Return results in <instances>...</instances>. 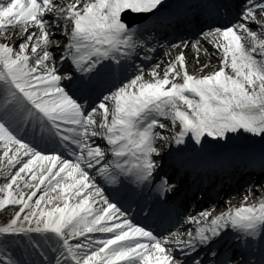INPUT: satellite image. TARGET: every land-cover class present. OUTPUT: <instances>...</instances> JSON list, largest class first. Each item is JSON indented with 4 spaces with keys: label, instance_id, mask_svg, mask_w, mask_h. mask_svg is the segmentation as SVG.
I'll use <instances>...</instances> for the list:
<instances>
[{
    "label": "snow or ice",
    "instance_id": "1",
    "mask_svg": "<svg viewBox=\"0 0 264 264\" xmlns=\"http://www.w3.org/2000/svg\"><path fill=\"white\" fill-rule=\"evenodd\" d=\"M0 177V264H264V0H0Z\"/></svg>",
    "mask_w": 264,
    "mask_h": 264
},
{
    "label": "bare ground",
    "instance_id": "2",
    "mask_svg": "<svg viewBox=\"0 0 264 264\" xmlns=\"http://www.w3.org/2000/svg\"><path fill=\"white\" fill-rule=\"evenodd\" d=\"M64 2H65V4H67V3L73 2V0H64ZM17 39H18V37H17ZM205 47L208 48L209 53H211L213 51V49L211 48L210 45H205ZM163 50L166 51L165 49H163ZM172 53H173V51H172ZM196 56H197V53L195 52V50H192L191 48H189L188 50H186V60L190 62L189 68H188L189 74L196 75V76L208 75L210 72H213V71L217 70L218 65L220 63L219 59L214 58L211 55H205L203 48H201L200 53H199V56H200L199 61L196 60V58H195ZM204 64H209L210 67L206 71L201 72L200 71V67H202ZM163 67H164V65H162V67L160 69L161 74L163 72ZM228 71L230 72V70H228ZM145 78L147 79V77H145ZM239 181H240V179H238L237 182H235L234 185H238L239 186L240 185L239 184ZM3 182H4L3 178L0 177V184H2ZM210 182L211 181H209V179L206 176V178H204V181H203V187H206L207 186V183H210ZM198 183H200V182H198ZM219 184L221 185V187L220 186L219 187L222 189L224 185H228V182H226L225 179H222L221 182H219ZM219 187H217V190L215 192H213L212 194H210L209 196H207L205 200H210V199L216 198L219 195V193H220L219 192V190H220ZM237 187L234 186L235 189ZM189 189H190V191H192V187L191 186H190ZM224 191L225 190H222L221 193H223ZM30 192H31V189H26L25 190L26 196L28 194H30ZM217 192H218V194H217ZM263 194H261L262 197H264ZM190 195H192V192L191 193H188V199L187 200H189V196ZM234 197H235V195H234ZM190 199H192L191 196H190ZM187 200H186V205L185 206H187V204H188L187 203ZM254 200L255 199H253V201ZM253 201L251 199H249V203H252ZM242 203H243V200H241V199H234L233 201L231 200L229 202V206L235 208V207H239ZM229 206H227V207H229ZM9 207H12V206H9ZM219 209H220L219 211H214L213 213H215V215H218V214H220V212H223V211H226L227 210V208H224V207H221ZM182 210H184L183 207L180 209V211H182ZM14 214H15V211H12V212H9L8 213V211H5V209L4 210H0V226H3V224L7 220H9L12 216H14Z\"/></svg>",
    "mask_w": 264,
    "mask_h": 264
},
{
    "label": "rangeland",
    "instance_id": "3",
    "mask_svg": "<svg viewBox=\"0 0 264 264\" xmlns=\"http://www.w3.org/2000/svg\"><path fill=\"white\" fill-rule=\"evenodd\" d=\"M137 62H139V61H137ZM212 173L215 174V175H222V176H224V175H233V176L242 175V176L245 177V179L243 180V185H246V182L247 183H253V182H255L259 178V174L258 173H250V172L246 171L243 167H240V166H235V167H233L232 169H230V170H228L226 172L217 171V172H212ZM199 193H201V192H198V194ZM239 193H242L243 194L244 193V188L242 190H239ZM263 193L264 192H261L260 195L263 194ZM40 194L41 193L38 192L37 193V196H39ZM36 198L37 197H34L33 199H36ZM249 199H251L253 201V199H256V197L253 196V197H250ZM192 208H194V206H192ZM201 209L204 210L206 208L204 206ZM18 210H19V206H12V207H9V209H5V211H8V213L9 212H12V211H18Z\"/></svg>",
    "mask_w": 264,
    "mask_h": 264
}]
</instances>
